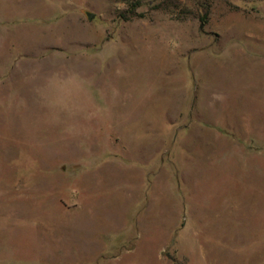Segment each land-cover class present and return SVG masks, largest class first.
Wrapping results in <instances>:
<instances>
[{
  "label": "rangeland",
  "instance_id": "1",
  "mask_svg": "<svg viewBox=\"0 0 264 264\" xmlns=\"http://www.w3.org/2000/svg\"><path fill=\"white\" fill-rule=\"evenodd\" d=\"M0 264H264V0H0Z\"/></svg>",
  "mask_w": 264,
  "mask_h": 264
},
{
  "label": "trees",
  "instance_id": "2",
  "mask_svg": "<svg viewBox=\"0 0 264 264\" xmlns=\"http://www.w3.org/2000/svg\"><path fill=\"white\" fill-rule=\"evenodd\" d=\"M131 10H132V16L137 15L135 7L133 9H131ZM140 15H143V14L140 13ZM125 16H126V18H130V15H125Z\"/></svg>",
  "mask_w": 264,
  "mask_h": 264
}]
</instances>
